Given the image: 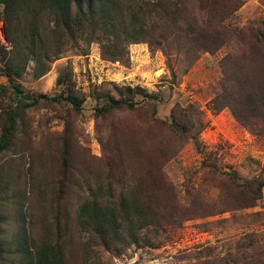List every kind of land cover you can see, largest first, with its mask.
I'll list each match as a JSON object with an SVG mask.
<instances>
[{
    "label": "rangeland",
    "instance_id": "rangeland-1",
    "mask_svg": "<svg viewBox=\"0 0 264 264\" xmlns=\"http://www.w3.org/2000/svg\"><path fill=\"white\" fill-rule=\"evenodd\" d=\"M239 1L208 17L172 0L198 32L167 43L164 28H138L124 47L80 32L39 58L0 2V147L12 127L0 148V264H37L44 248L63 264H264V0ZM12 83L63 99L23 100ZM138 181L157 218L136 242L127 226L105 240L79 221L98 194L101 206L130 203Z\"/></svg>",
    "mask_w": 264,
    "mask_h": 264
},
{
    "label": "trees",
    "instance_id": "trees-1",
    "mask_svg": "<svg viewBox=\"0 0 264 264\" xmlns=\"http://www.w3.org/2000/svg\"><path fill=\"white\" fill-rule=\"evenodd\" d=\"M190 1L189 4L193 5L191 7L192 11L197 8L206 13L208 17H216L222 13L230 14L232 10L233 12L236 11L241 5L239 0H215L209 6H204L201 0ZM0 2L5 6L6 20L16 35L19 33L20 25L25 22L27 40H23L19 35L18 41L29 50L30 54H34L36 57L41 56L43 52H47L52 46L54 48L53 52L51 49L53 56L62 54L65 52L62 46H65L71 40L75 39L74 41H76V34L80 32L86 34V42H91L99 32L105 38L108 36H110L109 39L116 37L117 46L123 45V47L128 38L137 36L138 28L143 32L146 30L163 31L164 28L163 33H166L167 36L165 37L166 43L173 37L174 33L196 34L198 32L196 20L191 22L189 17L195 13L190 12V15L184 17L183 9L176 2L172 3V0L165 2L164 0L156 2L132 0V11L123 5L122 0H0ZM195 2H198V5ZM170 7H175L176 15L167 17L166 22H164V18L161 17L164 14L167 15V10ZM73 9H75V12ZM179 14H181L180 18H178ZM43 17H47L50 25H52V37L40 32ZM158 18L161 21L159 23L154 22ZM126 22L128 23L127 29L132 30V35H130V32L127 33L130 36H127V38L123 36L122 32V25ZM213 26H215V23H207L205 28L201 25L200 31L208 34ZM136 39L138 37L134 40ZM104 47L106 48L105 45ZM8 65L13 66V62H9ZM9 78L12 80L11 74ZM12 86L16 96L23 100L61 102L63 99L62 95L53 97L42 95L32 99L26 96L15 83H12ZM11 130L12 127L6 128L2 136L1 144L3 148L9 139ZM142 181L135 183V190H132V201L130 203L124 200L117 205L112 201L103 199L104 205L101 206L98 201L101 200L99 194L97 197L93 196L94 198L80 206L79 221L86 229L93 227L95 232L101 234L105 240L122 238L121 227L127 226L132 231V243L136 242L139 231L148 227L149 223L157 218L153 199L150 196L143 197L142 195V192H144V182ZM37 264H63L61 251L58 254L51 248L41 249Z\"/></svg>",
    "mask_w": 264,
    "mask_h": 264
}]
</instances>
